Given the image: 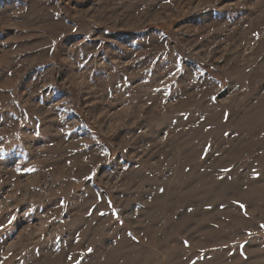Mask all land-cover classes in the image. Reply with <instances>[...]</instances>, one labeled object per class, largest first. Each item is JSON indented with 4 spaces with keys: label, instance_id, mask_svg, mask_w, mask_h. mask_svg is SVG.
<instances>
[{
    "label": "rangeland",
    "instance_id": "1",
    "mask_svg": "<svg viewBox=\"0 0 264 264\" xmlns=\"http://www.w3.org/2000/svg\"><path fill=\"white\" fill-rule=\"evenodd\" d=\"M0 264H264V0H0Z\"/></svg>",
    "mask_w": 264,
    "mask_h": 264
},
{
    "label": "trees",
    "instance_id": "2",
    "mask_svg": "<svg viewBox=\"0 0 264 264\" xmlns=\"http://www.w3.org/2000/svg\"><path fill=\"white\" fill-rule=\"evenodd\" d=\"M164 26H166V25L161 23V24L154 25V28L162 29V28H164Z\"/></svg>",
    "mask_w": 264,
    "mask_h": 264
}]
</instances>
